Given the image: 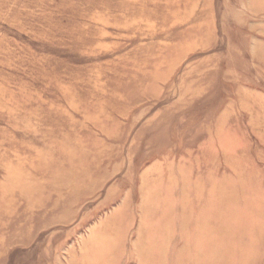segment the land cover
<instances>
[{
    "label": "rangeland",
    "instance_id": "rangeland-1",
    "mask_svg": "<svg viewBox=\"0 0 264 264\" xmlns=\"http://www.w3.org/2000/svg\"><path fill=\"white\" fill-rule=\"evenodd\" d=\"M0 264H264V0H0Z\"/></svg>",
    "mask_w": 264,
    "mask_h": 264
},
{
    "label": "crops",
    "instance_id": "crops-1",
    "mask_svg": "<svg viewBox=\"0 0 264 264\" xmlns=\"http://www.w3.org/2000/svg\"><path fill=\"white\" fill-rule=\"evenodd\" d=\"M147 245H150V244H147ZM158 262V261H157Z\"/></svg>",
    "mask_w": 264,
    "mask_h": 264
}]
</instances>
